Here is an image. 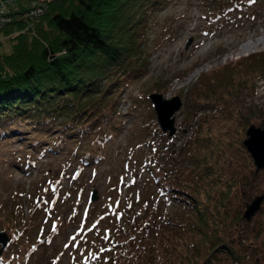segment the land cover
<instances>
[{"label":"rangeland","instance_id":"obj_1","mask_svg":"<svg viewBox=\"0 0 264 264\" xmlns=\"http://www.w3.org/2000/svg\"><path fill=\"white\" fill-rule=\"evenodd\" d=\"M9 1L14 0H0V11L10 8L5 6ZM109 1L108 12L98 17L100 28L114 30L113 39L124 33L122 39L132 42L145 32L141 63L146 69L113 91L116 107L111 102L112 119L102 126L103 134L98 128L85 139L70 136L57 151L50 147L62 129L51 130L49 139L46 133L18 126L0 137V230L12 240L0 264H104L116 257L113 246L135 245L139 232L143 238L153 235L163 264H179L181 248L161 240L159 225L181 227L192 244L203 238L191 226L199 225L192 206L158 184L173 163L185 175L210 177L201 186L196 207L209 216L221 244L232 239L237 249L245 246L240 261L216 247L213 263L264 264V202L252 220L244 216L248 203L264 195V171L255 175L244 145L251 125L264 128V45L239 53L244 44L264 38V0H164L158 6L155 0ZM141 1L142 7L134 5ZM53 3L64 6L69 1L17 0L8 11L11 19L0 26H7L0 34V62L7 71L12 70L6 61L25 68L39 59L43 45L55 40L48 15ZM149 4L154 9L146 30L134 37L131 28L120 29L129 13L134 11L136 20L133 14L143 16ZM34 8L41 13L31 15ZM16 46L19 56L8 59ZM152 93L182 100L173 138L164 137L155 124ZM197 132L203 141L189 160L185 145ZM35 140L42 145L35 146ZM96 189L99 198L91 202ZM17 223H22L21 229L16 227L22 237L9 229ZM164 230L170 228L165 225ZM31 242L33 248L26 252ZM207 247L202 250L213 253ZM198 261L204 264V257Z\"/></svg>","mask_w":264,"mask_h":264},{"label":"trees","instance_id":"obj_2","mask_svg":"<svg viewBox=\"0 0 264 264\" xmlns=\"http://www.w3.org/2000/svg\"><path fill=\"white\" fill-rule=\"evenodd\" d=\"M68 1L69 3L64 6L53 3V7L48 12L51 25L56 31L55 40L42 46L37 61L30 63L29 66L26 65L25 68L19 63L16 64L17 66L14 65L16 67H12L6 61L7 67H10L12 71H7L0 62V137H6L10 128L18 126L41 132V134L46 133L49 139L52 136L51 130L62 129V134L50 147L55 151L62 146L61 140L70 136L76 138V141L80 137L88 138L102 127L105 120L108 123L111 121L110 116L113 114L111 102L114 108L116 107V99L113 98L114 95L112 96L113 91L120 89L125 84V80H131L146 69L141 63L145 59L143 54L145 43L141 39L144 38L145 32L138 35L139 39L132 42L128 38H126L128 40L122 39L125 35L121 33V30H126V27L131 28L134 37L141 30H146L150 11L154 9L152 4L146 6L143 16L135 12L133 18L138 17L136 20H132L134 11L129 13L130 18L127 15L128 20L123 21L124 26L121 22L122 28L118 30V36L120 33L122 36L113 39L111 35L114 30L105 31L100 28L101 24L98 20L102 13L108 12L109 0ZM162 1L164 0H155L154 5L158 6V3ZM134 5L142 7L143 1ZM122 16L125 17V15ZM111 20L113 18L109 21ZM115 24H117L116 21L112 25ZM3 29H0L2 35L6 32ZM18 48L19 46L14 47V55L8 56V59L13 60L19 56L21 49L16 53ZM22 77L26 78L25 82L20 81ZM49 85L55 86L50 89L46 87ZM100 92L102 95L97 96ZM198 132L185 145L189 160L193 154L197 153L194 151L197 142L203 141L200 135L198 137ZM162 135L165 137L164 134ZM35 144L41 143L35 140ZM201 151L200 145L198 152ZM182 168L181 165L173 163L165 179L160 180V185L169 190L174 198L193 207L190 208L192 214L199 218V225L192 223L191 226L203 240L192 244L193 241L188 239L181 227H171L173 224L167 222L159 225L161 240L181 248L182 253L177 256L179 264H199L198 257H204V264H214L213 256L216 253V247L236 261H240L243 255L241 250L245 246H242L241 250L240 247L237 249L231 244L232 239L228 241V244L226 241L221 244V236L214 234V226L209 216L196 207L200 204L198 195L201 186L206 180H210V177L207 176L204 180L202 174L194 172L188 173V176ZM209 186H213V182ZM191 188L193 191H190ZM130 221H134L132 228L137 231L136 219ZM165 225L170 230L165 231ZM12 227L15 228V225ZM139 234L140 232L135 245L132 242L129 245L126 243L125 247L118 246L117 258L106 264H163L162 248H157L159 246L155 245L156 239L153 235L147 234L148 237L143 238ZM170 235L174 241H170ZM150 236H152L151 240L147 239ZM217 239L219 243L216 242ZM225 244L227 245L223 246ZM205 247L210 248L213 253H205L202 250Z\"/></svg>","mask_w":264,"mask_h":264},{"label":"water","instance_id":"obj_3","mask_svg":"<svg viewBox=\"0 0 264 264\" xmlns=\"http://www.w3.org/2000/svg\"><path fill=\"white\" fill-rule=\"evenodd\" d=\"M191 42L192 41H190V43ZM150 98L157 111L158 119L163 131L165 133L169 132V136L173 137L177 132L175 114L183 106L181 98L177 96L173 99H168L160 93H153L150 95ZM247 136L248 138L245 140L244 145L254 159L257 175L261 170H264V128L251 125L247 130ZM98 198V190L96 189L92 192L91 201H95ZM263 202L264 195H258L251 203H248L244 215L248 221L254 218L257 212L261 209ZM10 243L9 235L6 232H0V245H3L0 250V255L3 254Z\"/></svg>","mask_w":264,"mask_h":264},{"label":"bare ground","instance_id":"obj_4","mask_svg":"<svg viewBox=\"0 0 264 264\" xmlns=\"http://www.w3.org/2000/svg\"><path fill=\"white\" fill-rule=\"evenodd\" d=\"M251 38V37H250ZM229 42V41H228ZM181 41L180 42H178L177 44H176V46H175V50L178 48V47H180V45H181ZM210 45H212V41L210 42V43H208V45H207V48L210 46ZM261 45H264V38L263 39H259V40H257V41H249L248 43H246V44H244L242 47H241V49L239 50L240 52L239 53H246V52H249V51H251V50H253V49H255V48H257V47H259V46H261ZM174 50V49H173ZM202 70L203 69H199V70H197L194 74H193V76L190 78V80H193L196 76H198L201 72H202Z\"/></svg>","mask_w":264,"mask_h":264},{"label":"built area","instance_id":"obj_5","mask_svg":"<svg viewBox=\"0 0 264 264\" xmlns=\"http://www.w3.org/2000/svg\"><path fill=\"white\" fill-rule=\"evenodd\" d=\"M10 2L11 1L7 2L6 5H5V6L10 7L9 9H6L5 12L0 11V26L1 25L5 26V24H8L7 22H9V20L11 19V15H10V13L8 11L13 9V6L17 2V0L12 1L11 3ZM41 7L42 6H40L38 8L40 9ZM38 13H41L40 10L35 9V8L32 9V11H31V15H35V14H38Z\"/></svg>","mask_w":264,"mask_h":264},{"label":"snow or ice","instance_id":"obj_6","mask_svg":"<svg viewBox=\"0 0 264 264\" xmlns=\"http://www.w3.org/2000/svg\"><path fill=\"white\" fill-rule=\"evenodd\" d=\"M73 239H75V237Z\"/></svg>","mask_w":264,"mask_h":264}]
</instances>
